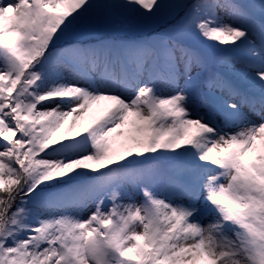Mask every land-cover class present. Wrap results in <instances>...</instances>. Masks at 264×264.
I'll use <instances>...</instances> for the list:
<instances>
[{"label": "snow or ice", "instance_id": "1", "mask_svg": "<svg viewBox=\"0 0 264 264\" xmlns=\"http://www.w3.org/2000/svg\"><path fill=\"white\" fill-rule=\"evenodd\" d=\"M0 264H264V0H0Z\"/></svg>", "mask_w": 264, "mask_h": 264}]
</instances>
